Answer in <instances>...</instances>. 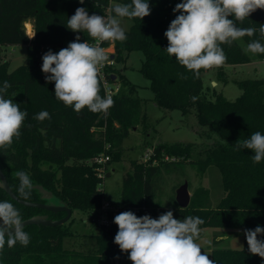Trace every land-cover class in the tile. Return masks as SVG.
I'll return each mask as SVG.
<instances>
[{
  "label": "trees",
  "instance_id": "trees-1",
  "mask_svg": "<svg viewBox=\"0 0 264 264\" xmlns=\"http://www.w3.org/2000/svg\"><path fill=\"white\" fill-rule=\"evenodd\" d=\"M114 4H127L131 0H114ZM151 14L143 20L131 19L124 30L128 39L113 44V65L105 67L109 81L118 80L119 89L112 96L114 105L109 110L93 113L84 108L80 113L67 107L54 94L55 84L46 81L41 70L39 49L49 45L52 52L66 48L79 35L80 42L94 40L87 33H76L67 28V21L78 7L87 9L89 15H104L108 0H0V46L25 45L26 62L9 70V61L0 60V88L4 81L11 85L6 99L19 104L27 116L21 135L7 149H0V168L11 190L18 193V170L29 174L33 184H40L59 200L73 209L94 211L103 200L101 180L96 176L93 155L109 144L110 161L119 160L121 143L129 130L138 124L146 129L147 118L142 111L141 98L136 86L119 70L128 52L139 50L143 54L140 73L149 80L155 104L165 109H179L183 114L194 113L203 136L216 134L217 140L198 142H159L147 162L132 159L131 170L122 179L119 208L109 227L98 228L94 235L95 248L81 252L63 247V238L71 235L66 223L55 226L30 224L24 231L30 236L27 247L17 243L5 245L0 253V264H124L127 253L114 243L118 226L114 217L132 211L138 217L150 215L158 218L171 210L174 218L200 217L206 227L237 228L242 231L240 248L215 247L210 258L216 264H264V259L248 251L245 229L264 227V160L255 163L254 152L236 150L237 141L250 138L254 132L264 134V79H240L234 83L240 93L234 99L226 98L215 87L204 85L200 72L195 78L166 52L168 41L164 35L171 21L180 13L173 9L182 0H148ZM94 4L99 5L95 7ZM112 5V7H113ZM111 7V9H112ZM112 13V12H111ZM114 15V13H112ZM231 18V17H230ZM127 19V18H126ZM234 19V18H233ZM32 20L34 38L29 39L24 23ZM237 27L254 28L255 34L240 38L230 46L222 45L227 61L217 67L224 77V65L262 59V54L246 53L247 45L258 40L263 44L260 28L264 25V10H256ZM109 42H103L107 45ZM55 53V52H54ZM186 77V78H184ZM101 84V83H100ZM100 95L104 97L102 85ZM193 97H197L193 101ZM47 111L50 119H34ZM205 128L207 131H205ZM168 156V160L164 159ZM171 158H174L171 160ZM156 163L152 164V160ZM186 165L202 177L215 167L220 174L223 193L213 204L209 203V188L197 186L186 207L173 203L162 207L157 201V184L163 171H179ZM10 201L20 211L23 219L35 214H48L60 218L64 212L52 213L36 207L19 204L0 188V201ZM29 201L44 202L40 193L32 188ZM264 240V235L258 237Z\"/></svg>",
  "mask_w": 264,
  "mask_h": 264
},
{
  "label": "clouds",
  "instance_id": "clouds-1",
  "mask_svg": "<svg viewBox=\"0 0 264 264\" xmlns=\"http://www.w3.org/2000/svg\"><path fill=\"white\" fill-rule=\"evenodd\" d=\"M79 2L83 4L84 0ZM94 6L99 7L97 4ZM258 9L264 10V0H182L173 9L180 14L164 33L168 41L165 50L195 78H199L201 70L220 67L227 61L222 45L230 46L245 35L255 34L254 28L237 27L236 21L242 23ZM111 12L114 15L107 17L95 13L89 15L86 8L78 7L68 18L67 28L76 33H87L94 41L124 42L128 37L121 27L122 19L143 20L151 14V7L148 0H131L127 4L113 5ZM260 33L264 36V25ZM245 52L264 54V44L253 40ZM42 61L41 70L46 74V81L54 82L55 97L65 106L72 107L77 113L84 108L93 113H106L114 105L111 96L100 95V71L109 61L103 47L80 42L78 35L59 52H46ZM211 83L216 86V81ZM10 86L8 81H4L0 88V149L9 148L20 137L27 116L18 103L5 98ZM34 119H50V114L41 111ZM235 149H249L254 152L253 161L261 162L264 160V134L257 131L250 138L238 140ZM15 176L20 182V197L29 199L34 186L29 174L18 170ZM0 222V253L5 245L9 248L17 243L28 246L30 236L24 231L21 213L12 202L0 201ZM113 222L118 226L114 243L121 252L128 254L132 264H216L197 242L201 236L200 225L205 223L200 217L188 216L181 220L174 218L171 210L158 218L150 215L138 217L132 211H124L117 214ZM244 234L248 251L264 259V240L258 239L264 235V227L257 225L255 229H245ZM219 239H227V236Z\"/></svg>",
  "mask_w": 264,
  "mask_h": 264
},
{
  "label": "rangeland",
  "instance_id": "rangeland-1",
  "mask_svg": "<svg viewBox=\"0 0 264 264\" xmlns=\"http://www.w3.org/2000/svg\"><path fill=\"white\" fill-rule=\"evenodd\" d=\"M130 24L131 21L129 19L124 18L121 21V27L124 30H127ZM23 26L27 36L30 37L33 34L32 20H27ZM237 41L245 48V44L241 39ZM59 50L61 49L57 48L54 52H59ZM0 60L9 61V70L24 64L26 62V46L1 45ZM142 61V52L131 50L128 52L125 62L117 67L136 86V95L141 98L142 111L147 118V127L145 129L142 124H138L130 129L128 135L121 143L120 159L109 161L107 164L106 177L101 180L100 187H102L104 192L103 201H108L113 207H118L119 205L122 179L131 170L130 161L132 159L143 160L144 153L159 142L171 143L178 141L210 144L218 139L216 134H212L210 138L202 135L200 131L204 127L198 124L194 113L183 114L179 109H165L155 104L153 93L149 87V80L139 71ZM223 70L227 81L223 84L219 82V86L216 89L226 98L234 99L240 93V89L234 83V80L264 79V59H255L252 62L234 65L227 64ZM201 77L205 86L210 85L209 78L215 77L218 79L217 68L203 70ZM218 81L220 80L218 79ZM116 83H118V80H116ZM205 131H207L206 128ZM184 180L188 183L190 195L197 186L208 187L210 204L214 205L223 193L220 174L215 167H211L206 174L199 177L191 166L186 165L179 171L162 172L156 188L157 201L162 207L173 203L175 190ZM89 216L90 211L88 210L73 209L71 211L70 218L65 222L71 231V235L63 238L64 248L81 252L91 251L95 248L94 235L97 233L98 227L90 222ZM201 231L202 235L198 243L209 256L210 250L208 248L228 245L231 235L237 241H235V245H230L231 248H240L242 245V231L240 229L206 227ZM226 235L228 238L224 242L216 239L218 236ZM124 264H132L128 259V254L125 257Z\"/></svg>",
  "mask_w": 264,
  "mask_h": 264
},
{
  "label": "built area",
  "instance_id": "built-area-1",
  "mask_svg": "<svg viewBox=\"0 0 264 264\" xmlns=\"http://www.w3.org/2000/svg\"><path fill=\"white\" fill-rule=\"evenodd\" d=\"M114 3H115L114 0H108V4L105 7V12L103 16L107 17L108 15H112L111 7ZM89 44H95L97 46L103 47L109 56V61L102 67L100 71V83L103 88L104 97L106 96L112 97L118 91L119 83L109 81V79L107 78L105 67L109 65L111 66L114 64L113 57L111 58V55L113 53V44L111 42V43H108L107 45H104L103 42H100V41H93ZM263 44H264V41H263ZM50 49L51 48L49 45H44L39 49L38 53L45 54ZM262 59H264V54H262ZM109 148H110L109 144H104L103 149L93 156L94 171L96 173V176L100 179H103L106 177L107 164L110 161V154L107 152ZM152 154H153L152 149H148L144 153L143 160L141 161L147 162L150 159ZM164 159L168 160L169 158L168 156H164ZM173 159L174 158H171V160ZM154 163H156V159L152 160V164ZM117 210H120L119 205L118 207H113L110 205L108 201L102 200L98 209L91 211L90 216L88 218L90 222L96 227L107 228L111 224L113 220V215L115 214Z\"/></svg>",
  "mask_w": 264,
  "mask_h": 264
},
{
  "label": "water",
  "instance_id": "water-1",
  "mask_svg": "<svg viewBox=\"0 0 264 264\" xmlns=\"http://www.w3.org/2000/svg\"><path fill=\"white\" fill-rule=\"evenodd\" d=\"M112 57L113 55H111V58ZM0 184H2V187L0 188L3 189L9 195L10 198L15 200L19 204L28 207L40 208L43 210L50 211L52 213L64 212V215L62 217L56 219L49 217L48 214L46 213L32 215L26 219H23L25 226L30 224L55 226L65 223L70 218L71 209L68 206V204L64 201L57 199L52 194L51 191L44 188L40 184H33L34 185L33 188L40 193L41 198L45 200L44 202L24 200L19 198L17 195H15V193L11 190L1 168H0ZM189 199H190V193L188 191V183L186 180H184L175 190V201L179 207L184 208L188 205Z\"/></svg>",
  "mask_w": 264,
  "mask_h": 264
},
{
  "label": "crops",
  "instance_id": "crops-1",
  "mask_svg": "<svg viewBox=\"0 0 264 264\" xmlns=\"http://www.w3.org/2000/svg\"><path fill=\"white\" fill-rule=\"evenodd\" d=\"M255 60V59H254ZM253 60H251L250 62H252ZM215 68V67H214ZM217 68V67H216ZM223 68H225V65H224V67ZM217 78L220 80V81H218V79H216L215 77H211V78H209L210 79V85L212 86V81H216V86H215V88L217 87L218 88V86H219V82H222V84L223 83H225L226 81H227V78L225 77V82L223 81V79H224V77H222L221 75H219L218 73H217ZM212 87H214V86H212ZM239 95V94H238ZM237 95V96H238ZM219 229H224V228H219ZM202 232V231H201ZM202 235V234H201ZM227 236V235H226ZM219 237H222V236H218L216 239H219ZM227 238H228V236H227ZM221 242H224V240H226V239H219ZM235 241H236V238L235 237H232V235H231V237L229 238V240H228V245H225V246H221V247H227V248H231L230 247V245H235ZM198 242V241H197ZM237 242V241H236ZM242 246V245H241ZM213 248H215V247H210V248H208L210 251L213 249Z\"/></svg>",
  "mask_w": 264,
  "mask_h": 264
}]
</instances>
